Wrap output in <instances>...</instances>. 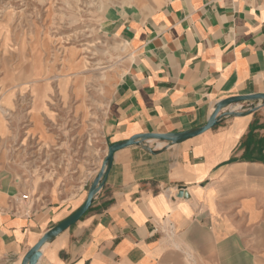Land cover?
<instances>
[{
	"label": "crops",
	"instance_id": "0c3cea01",
	"mask_svg": "<svg viewBox=\"0 0 264 264\" xmlns=\"http://www.w3.org/2000/svg\"><path fill=\"white\" fill-rule=\"evenodd\" d=\"M129 1L106 26L131 55L105 111L99 161L81 183L41 198L0 182V264H22L84 204L110 144L198 127L218 101L264 93V0ZM220 219H264V106L159 153L116 151L89 209L42 246L37 264H264V226Z\"/></svg>",
	"mask_w": 264,
	"mask_h": 264
},
{
	"label": "rangeland",
	"instance_id": "374dc122",
	"mask_svg": "<svg viewBox=\"0 0 264 264\" xmlns=\"http://www.w3.org/2000/svg\"><path fill=\"white\" fill-rule=\"evenodd\" d=\"M127 2L0 0V182H21L41 198L81 183L99 161L105 111L131 55L106 26L132 9Z\"/></svg>",
	"mask_w": 264,
	"mask_h": 264
},
{
	"label": "water",
	"instance_id": "95a60500",
	"mask_svg": "<svg viewBox=\"0 0 264 264\" xmlns=\"http://www.w3.org/2000/svg\"><path fill=\"white\" fill-rule=\"evenodd\" d=\"M244 101L251 102V107L245 110H236L229 108L233 104ZM261 106H264V93L230 96L216 103L212 114L208 118V121L201 126L180 132L140 133L132 136L127 140L110 144L108 146L107 154L103 159L102 166L89 186L87 198L84 204L68 218L64 219L63 221L57 223L49 230H47L44 235L40 238V240L34 246H32L30 250L26 253L25 257L22 260V264H37L42 255V246L45 243L52 241L57 235H59L68 227L76 223L85 214V212L91 206L96 193L105 184L106 176L109 173L113 164L115 152L119 149L131 145H141L146 151L150 153H159L163 149H165V147L181 143L187 139L198 136L204 133L205 131L213 128L220 122L223 117L227 115L244 116L253 112ZM153 140L164 141L166 144L165 146H162L158 149L150 144V141Z\"/></svg>",
	"mask_w": 264,
	"mask_h": 264
},
{
	"label": "bare ground",
	"instance_id": "6f19581e",
	"mask_svg": "<svg viewBox=\"0 0 264 264\" xmlns=\"http://www.w3.org/2000/svg\"><path fill=\"white\" fill-rule=\"evenodd\" d=\"M164 143V141H158L159 145H162Z\"/></svg>",
	"mask_w": 264,
	"mask_h": 264
},
{
	"label": "built area",
	"instance_id": "2783aa9c",
	"mask_svg": "<svg viewBox=\"0 0 264 264\" xmlns=\"http://www.w3.org/2000/svg\"><path fill=\"white\" fill-rule=\"evenodd\" d=\"M24 197H25V198H27V197H28V195H25Z\"/></svg>",
	"mask_w": 264,
	"mask_h": 264
}]
</instances>
